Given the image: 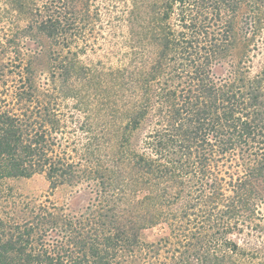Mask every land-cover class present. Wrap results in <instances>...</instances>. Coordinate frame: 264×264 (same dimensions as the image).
Wrapping results in <instances>:
<instances>
[{
    "label": "trees",
    "instance_id": "trees-1",
    "mask_svg": "<svg viewBox=\"0 0 264 264\" xmlns=\"http://www.w3.org/2000/svg\"><path fill=\"white\" fill-rule=\"evenodd\" d=\"M261 47L264 0H0V184L94 194L0 215V264H264Z\"/></svg>",
    "mask_w": 264,
    "mask_h": 264
},
{
    "label": "rangeland",
    "instance_id": "rangeland-1",
    "mask_svg": "<svg viewBox=\"0 0 264 264\" xmlns=\"http://www.w3.org/2000/svg\"><path fill=\"white\" fill-rule=\"evenodd\" d=\"M100 48H95V51L88 52L87 56L94 61L101 59L104 62H109L107 59H114L108 55L111 48L108 42L102 43ZM260 53L253 60L255 67L264 62V47L260 48ZM215 73L224 75L225 68H216ZM93 200L94 194L83 187L73 188L61 185L51 188L45 177L40 174L29 178L7 179L0 184V215L2 217L12 216L20 218L29 209L40 205L62 210L64 214L70 216H77L84 213L86 207L89 204H93ZM261 208L262 214L260 215H262V220H264V203H262ZM161 228V226H158L142 231L140 234L141 241L152 242L156 240L161 235ZM230 237L239 244L245 241L243 233L237 234L236 230L232 232Z\"/></svg>",
    "mask_w": 264,
    "mask_h": 264
}]
</instances>
